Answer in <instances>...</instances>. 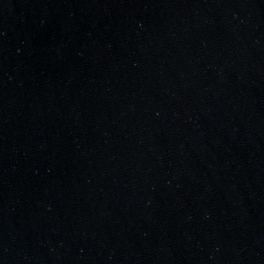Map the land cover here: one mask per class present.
I'll return each instance as SVG.
<instances>
[{"label": "water", "instance_id": "water-1", "mask_svg": "<svg viewBox=\"0 0 264 264\" xmlns=\"http://www.w3.org/2000/svg\"><path fill=\"white\" fill-rule=\"evenodd\" d=\"M0 264H264V0H0Z\"/></svg>", "mask_w": 264, "mask_h": 264}]
</instances>
